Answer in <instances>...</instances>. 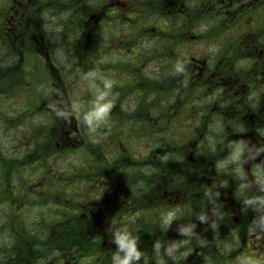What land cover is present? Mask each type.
<instances>
[{
    "label": "flooded vegetation",
    "instance_id": "af4514ba",
    "mask_svg": "<svg viewBox=\"0 0 264 264\" xmlns=\"http://www.w3.org/2000/svg\"><path fill=\"white\" fill-rule=\"evenodd\" d=\"M117 233L264 264V0H0V264H118Z\"/></svg>",
    "mask_w": 264,
    "mask_h": 264
},
{
    "label": "clouds",
    "instance_id": "9594fccd",
    "mask_svg": "<svg viewBox=\"0 0 264 264\" xmlns=\"http://www.w3.org/2000/svg\"><path fill=\"white\" fill-rule=\"evenodd\" d=\"M177 71L182 69L178 66ZM103 98V94L98 98L97 103L95 104V110L92 113L93 119H101L104 115L107 114L108 110L111 108V103H100L99 100ZM116 242L119 244V247L126 251V255L123 259L116 257L118 264H129L130 259H136L139 257L138 253L134 247V241L129 239L128 235L117 233Z\"/></svg>",
    "mask_w": 264,
    "mask_h": 264
}]
</instances>
